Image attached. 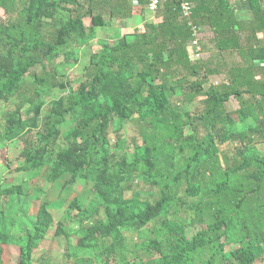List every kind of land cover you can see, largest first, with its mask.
<instances>
[{
    "label": "trees",
    "instance_id": "16d2710c",
    "mask_svg": "<svg viewBox=\"0 0 264 264\" xmlns=\"http://www.w3.org/2000/svg\"><path fill=\"white\" fill-rule=\"evenodd\" d=\"M187 1L191 23L211 33L205 60L188 54L180 0L160 5L158 22L142 0H0V140L22 144L8 162L19 183L0 179L11 198L0 205V264H12L11 245L18 264H33L53 225L73 264L264 262V3L244 0L251 17L240 19L232 0ZM136 26L140 34L124 32ZM88 34L98 48L72 88L57 67L79 62ZM132 120L138 135L128 140ZM24 195L36 205L22 209Z\"/></svg>",
    "mask_w": 264,
    "mask_h": 264
},
{
    "label": "rangeland",
    "instance_id": "374dc122",
    "mask_svg": "<svg viewBox=\"0 0 264 264\" xmlns=\"http://www.w3.org/2000/svg\"><path fill=\"white\" fill-rule=\"evenodd\" d=\"M79 1L82 2L83 0H79ZM145 8L146 7L143 6L142 9H140V10H142V12H141L142 14H143V11ZM145 11H146V9H145ZM96 12H97V10L95 11V13ZM132 13H133V10H132ZM138 14L142 15V14H140L139 11L136 10V13H134V15H138ZM145 14H146V17L150 15L149 12L144 13V15ZM0 16L4 17V13L1 9H0ZM103 16L105 17L104 19L106 20L107 23H109V25H112L113 23L115 24L114 21L112 22L108 19L106 14ZM159 19H160V16L157 13L153 17L152 22H158ZM83 22L87 27H89L90 18L85 17L83 19ZM141 31H142V26H136L133 29H125L124 32L125 33L135 32V34H140ZM95 33H97L98 35H101L102 31H101V29L97 28L95 30ZM105 34L110 37L111 31H106ZM246 35L247 34L244 33L242 35V38H245ZM197 37H198L199 42L201 41V43H202V55H201L200 59L205 60L208 58V56L210 54H212L214 52V47L210 43L211 33L209 32V29H207L206 27H203V29H201L200 33H198ZM259 37L262 41H264L262 38V35H259ZM97 39H98V37H94V36L88 34V37L81 42V46H80V49L78 51L79 62L77 64H75V65H67V64L58 65L57 74L58 75H64L63 79L65 81H67V83H69L72 88H76L77 85L79 84V82L82 79H84V76L87 75L86 71L83 69V65L86 64V61H87L89 54L93 53L94 51L97 50V48H98ZM246 42H247V45L250 43H253V41L244 40V44ZM225 56H226L227 60L230 62L236 63L240 60V58L237 55H231V56L225 55ZM224 80L225 79H224L223 74L213 75V76H210L208 78V83H213V84L218 83L219 84ZM65 92H66V90H63V89L55 90L53 95H52V99H56L58 96L64 94ZM41 99H43V97ZM6 106L7 105L2 104L1 108L4 109V108H6ZM225 106L228 110H234V109L238 108V103L234 98H230V100L225 104ZM199 107H201V106L199 105ZM185 108L186 109H192V107L189 105H186ZM45 110H46V108L44 106L43 113ZM2 125H3V120L0 118V132L2 131V128H3ZM124 131H125V136L127 137L128 140L135 138L138 135L137 125L133 120L125 122ZM3 145H4L3 141L0 140V151L3 150L2 152L5 153V154H3V156L5 155L4 156L5 161L2 162V159H0V179H1L3 186L9 187L11 185H16L19 183L17 181L18 173L17 172H13V173L9 172L10 167H9L8 162L10 163V161H11L10 159H12V157H13L12 154L17 152L18 149H20L22 147V144L19 140H14L10 144L6 143V145H7L6 149H3ZM128 145H129V147H131L132 143L129 142ZM259 149H264V146H260ZM136 182L140 183V180H136ZM39 185H41L44 188H46L48 186L47 183L42 182L41 180L39 181ZM129 186H130V188L125 191V196L130 195V193L132 191L133 187H131V184H129ZM26 189H28V187L26 185H23V190L26 191ZM80 192L82 194H84V192L82 190H80ZM22 197H23L21 199L22 209L26 210L30 207L31 199L29 196H26V195H24ZM8 201H11L10 197H7L5 195H2V196L0 195V205L4 204V206H5V204ZM35 205L36 204H34V205L31 204V208H32V206H35ZM55 205H59V202L55 201L52 204H50V206H55ZM9 212L12 213L13 209L10 208L8 210V208H7L5 210L4 219H3V221H4L3 222V225H4L3 231L10 230V229H8L10 226L9 220L11 219ZM52 213L54 214L55 220H57L60 217V211L58 209L52 210ZM158 221L159 220L154 221L153 224L150 223L145 229H148L151 226H158ZM54 229H55V225L52 226V229H51L50 233L48 234V237L45 238V240H43L40 243L39 248L34 252V255L32 258L33 264H39L38 258L40 256L46 257L45 260L49 261L50 264H73V259L66 261L65 257L63 256V253L65 251L64 244L62 243L59 245V243L57 244L56 241L54 239H52V235H53L52 233H53ZM18 231L19 230L16 227L11 228L12 233H18ZM125 235L127 236V238H129L131 236L128 233H125ZM142 235H144V233H142ZM8 258L12 264H18L19 263V248L17 246H12V245L9 246ZM261 264H264V262H261Z\"/></svg>",
    "mask_w": 264,
    "mask_h": 264
},
{
    "label": "built area",
    "instance_id": "2783aa9c",
    "mask_svg": "<svg viewBox=\"0 0 264 264\" xmlns=\"http://www.w3.org/2000/svg\"><path fill=\"white\" fill-rule=\"evenodd\" d=\"M142 1L144 2L146 10L150 14V17L153 19V17L158 13L159 6L165 0H142ZM179 7L182 17L188 20V26L190 27L193 36L192 41H190L187 46L188 54L194 60L200 59L202 55V50L197 35L198 33H200L201 29L199 27L194 26L190 21V8H191L190 3L187 0H180Z\"/></svg>",
    "mask_w": 264,
    "mask_h": 264
},
{
    "label": "crops",
    "instance_id": "0c3cea01",
    "mask_svg": "<svg viewBox=\"0 0 264 264\" xmlns=\"http://www.w3.org/2000/svg\"><path fill=\"white\" fill-rule=\"evenodd\" d=\"M244 2V0H232V5L236 9V13L240 19H247L248 17H251V13L246 9Z\"/></svg>",
    "mask_w": 264,
    "mask_h": 264
}]
</instances>
